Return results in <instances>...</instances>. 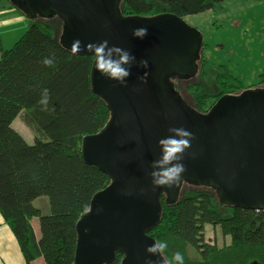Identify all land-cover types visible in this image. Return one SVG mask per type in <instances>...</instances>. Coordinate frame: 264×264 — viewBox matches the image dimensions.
Returning a JSON list of instances; mask_svg holds the SVG:
<instances>
[{
  "label": "trees",
  "instance_id": "16d2710c",
  "mask_svg": "<svg viewBox=\"0 0 264 264\" xmlns=\"http://www.w3.org/2000/svg\"><path fill=\"white\" fill-rule=\"evenodd\" d=\"M227 1L122 0L119 7L124 18L172 15L184 20L206 11L219 12ZM0 2L24 15L11 1ZM59 20L56 30L48 20L30 21L32 26L0 57V216L26 264H39L41 259L44 264H75L77 224L90 210L95 194L112 182L81 153L83 139L102 132L112 113L93 91V57L63 48L58 32L64 22ZM204 46L198 53V73L190 79L206 75L209 63ZM51 57L54 65L46 67L42 61ZM228 77L220 68L214 79L216 95L207 93L203 84L188 85L186 77H169L167 83L200 114L209 113L224 96L264 88V71L248 88ZM178 85L184 90L177 89ZM45 88L50 93L48 111H42L39 104ZM21 114L34 136L33 144L12 126ZM179 194L173 205L166 204L165 196L161 198L160 220L149 232L155 241L167 243L165 256L180 252L184 264H264V210L221 204L216 190L186 181L180 184ZM39 200L43 207L35 205ZM34 219L39 221V235ZM207 225L220 227L231 238L230 244L219 248L207 243ZM123 258L119 252L107 264H121Z\"/></svg>",
  "mask_w": 264,
  "mask_h": 264
},
{
  "label": "water",
  "instance_id": "95a60500",
  "mask_svg": "<svg viewBox=\"0 0 264 264\" xmlns=\"http://www.w3.org/2000/svg\"><path fill=\"white\" fill-rule=\"evenodd\" d=\"M9 1L32 22L60 18V44L68 51L76 39L82 47L107 40L136 57L126 87L101 76L94 61L93 91L108 104L112 118L102 132L83 139L81 153L112 182L95 194L77 224L75 264H107L119 252L121 264H162V257L146 252L155 243L149 232L160 220L161 198L175 204L183 181L216 190L221 204L264 210V88L224 96L207 114L185 104L166 78L196 76L203 36L184 20L124 18L122 0ZM137 27L148 28L143 40L132 35ZM76 54L93 57L86 50ZM172 127L194 136L184 154L186 171L171 188L154 189L151 164L160 156L158 141Z\"/></svg>",
  "mask_w": 264,
  "mask_h": 264
},
{
  "label": "rangeland",
  "instance_id": "374dc122",
  "mask_svg": "<svg viewBox=\"0 0 264 264\" xmlns=\"http://www.w3.org/2000/svg\"><path fill=\"white\" fill-rule=\"evenodd\" d=\"M147 19L150 20V18ZM48 22L55 27V30L61 23L58 17L51 18ZM184 23L203 36L204 54L209 63L205 67V77L203 79L202 77L187 78L188 85L203 84L207 93L216 95L214 79L220 68L222 72L225 71L229 75L228 80L239 82L245 88L257 83L259 75L264 71V0H228L221 11H206L190 15L184 18ZM30 26L32 23L28 28L20 27L24 30L21 35L19 29H12L11 34L6 36L5 50H10ZM58 33V40H60L62 34ZM177 89L184 90L179 85ZM182 99L189 106L186 97L183 96ZM12 126L29 144L34 143V136L23 123L22 114ZM43 199L48 207L47 198ZM35 205L43 207V200L36 201ZM33 225L39 235V221L34 219ZM205 239L207 243L219 248L231 242V238L224 236L220 227L210 225L206 227Z\"/></svg>",
  "mask_w": 264,
  "mask_h": 264
},
{
  "label": "clouds",
  "instance_id": "9594fccd",
  "mask_svg": "<svg viewBox=\"0 0 264 264\" xmlns=\"http://www.w3.org/2000/svg\"><path fill=\"white\" fill-rule=\"evenodd\" d=\"M134 38L143 40L148 35L147 27H137L132 29ZM86 50L93 53L95 69L104 78L118 82L122 86H127L126 80L130 77L131 66L136 62V57L129 51L118 47L109 46L107 40L99 43H88L82 47V42L76 39L72 42L71 52L73 54ZM42 63L46 67H53L54 57L45 58ZM140 65L147 67V61L141 60ZM147 73L139 77L142 82H146ZM50 93L47 88L41 92L39 104L42 111H48ZM52 111H55L53 108ZM170 135L161 138L158 141L160 156L151 164L150 173L153 188L168 187L178 184L181 181L182 174L186 171L183 163L186 150L191 148V141L194 139L193 134L183 127H172L168 129ZM168 245L166 242L155 241L153 245L146 247V252L150 256L159 255L162 257V264H184V257L180 252H175L171 258L164 255ZM145 264H153V261L146 260Z\"/></svg>",
  "mask_w": 264,
  "mask_h": 264
},
{
  "label": "crops",
  "instance_id": "0c3cea01",
  "mask_svg": "<svg viewBox=\"0 0 264 264\" xmlns=\"http://www.w3.org/2000/svg\"><path fill=\"white\" fill-rule=\"evenodd\" d=\"M31 24L24 15L12 7L0 4V57L1 52L7 47V35L11 34L12 29H19L20 35L23 33L22 28H28ZM10 29V31H6ZM24 137V136H23ZM36 230V228H35ZM37 232V230H36ZM0 264H26L19 244L14 237L10 228L4 223L0 216ZM43 264V259L39 261Z\"/></svg>",
  "mask_w": 264,
  "mask_h": 264
},
{
  "label": "bare ground",
  "instance_id": "6f19581e",
  "mask_svg": "<svg viewBox=\"0 0 264 264\" xmlns=\"http://www.w3.org/2000/svg\"><path fill=\"white\" fill-rule=\"evenodd\" d=\"M166 83H167V78H166ZM167 85H168V83H167Z\"/></svg>",
  "mask_w": 264,
  "mask_h": 264
},
{
  "label": "flooded vegetation",
  "instance_id": "af4514ba",
  "mask_svg": "<svg viewBox=\"0 0 264 264\" xmlns=\"http://www.w3.org/2000/svg\"><path fill=\"white\" fill-rule=\"evenodd\" d=\"M200 61V60H199ZM197 64H199V62H197Z\"/></svg>",
  "mask_w": 264,
  "mask_h": 264
}]
</instances>
